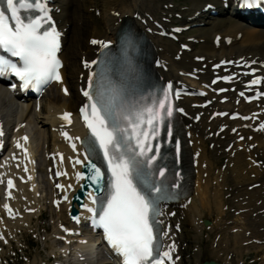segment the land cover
Instances as JSON below:
<instances>
[{
  "label": "snow or ice",
  "instance_id": "1",
  "mask_svg": "<svg viewBox=\"0 0 264 264\" xmlns=\"http://www.w3.org/2000/svg\"><path fill=\"white\" fill-rule=\"evenodd\" d=\"M240 3L251 8L264 5V0ZM60 35L48 0H0V76L15 75L22 88L37 92L52 81H62ZM91 42L101 49L111 44L95 39ZM120 50V57L101 51L96 60L85 62V67L96 65L81 89L86 102L80 112L89 134L83 139L70 137L67 132L63 135L79 141L84 149L83 159L77 157L76 163L85 171L76 176L85 180L82 187L89 189L91 204L82 207L92 214L93 225L103 229L107 243L122 257L123 264H174L175 241L165 243L170 226L163 227L159 218L165 215L166 202L178 200L183 192L184 177L178 167L181 143L172 124L174 111H183L174 109L172 103L171 97H178L179 91L173 90L171 82L163 88L145 89L144 74L134 58L136 40L131 32L121 37ZM260 82L258 78L250 81ZM11 87L15 89L16 85ZM70 116L68 112L62 114L69 124ZM3 135L0 127V137ZM169 145L174 153L168 151ZM17 147H21L19 142ZM72 147L75 149L76 144ZM12 183L9 179L10 187ZM4 207L11 215L9 206Z\"/></svg>",
  "mask_w": 264,
  "mask_h": 264
},
{
  "label": "bare ground",
  "instance_id": "2",
  "mask_svg": "<svg viewBox=\"0 0 264 264\" xmlns=\"http://www.w3.org/2000/svg\"><path fill=\"white\" fill-rule=\"evenodd\" d=\"M159 3L160 0H114L113 3L109 0H104V5L108 10L119 8L117 11H120L122 13L133 11L137 8H142V6H145L146 11L148 12H157L159 10L157 4ZM61 4L63 5V12L61 13V16L65 17L66 19V16L71 13V10L69 9L68 5H65L62 2ZM67 20L71 21V19ZM112 20L113 17L109 13L106 17V30L102 35L103 37H109L110 34L112 35V32L110 33L109 31V29H111ZM243 28H245L246 30H242ZM238 30L243 31V37L241 38V40L236 41L234 44H232L231 47H222V49L220 50H215L214 48H210L207 45H202L201 49L196 53L200 55H207L209 59H212L215 56H218L219 58H221L223 55L232 56L233 54H236L239 57H248L249 55L257 56L260 54L264 55V31L255 27H245L242 23L236 22L233 26L226 29L225 33L235 34ZM71 50L72 52H70V56L73 59L72 66L73 68H75L76 74L78 76L81 68L80 65H77V63L75 62V55H79L80 57L82 55V52L80 50V47L77 48L75 46H73ZM161 50L163 53H169L166 44L161 45ZM182 64L183 63H181L180 65ZM49 94L53 100L46 106V108L44 106V110L46 109V113L43 121L39 122L36 120L35 116L31 115L29 117H26V119H28L29 121V124L34 127L35 125H37V128H33V133L36 135V137L34 135V142L36 144L35 148L37 149V152H39L41 146H44L46 150V145L44 144L46 143L48 138L47 134H45L42 131V128H39L40 126L38 125L41 124L43 127L47 126L48 124H56V119L53 116L54 113L59 112L63 109H73L70 101L71 98L68 99L61 94L55 93L53 90L50 91ZM17 101V98L8 95V93L2 87H0V112L3 113L4 116L9 117L14 109L18 111V114L23 113L22 110L18 108ZM59 102L62 103V105L58 106ZM27 107H30V105L28 104ZM22 116L23 115H18L19 118ZM208 126L213 127V124H204V128L199 131L195 129L192 130L194 143L201 141V145H199V142L195 145L199 164L197 169L199 171H197L196 175V186L192 196V203L188 210L192 211V218L194 219L195 217L200 218L206 213L209 214V209L212 210L213 208L217 209V215L222 216L224 215L223 207L225 205H227L228 210H231L232 208H234V206L239 205L240 207L236 208V210H243V213H241L242 219L240 228H238L235 222H233V224L228 227V229H230L229 247L232 251L235 252L237 248H239L240 243L249 242L254 238L264 239V175H260L257 168H251L250 170H248L249 163L246 161L247 156L243 153H240L236 158L231 159V162L227 167L230 168V171L225 170L222 172L221 168L216 165V161L223 156V154L219 153L221 149H219L218 147H216L213 151L204 149V145L206 143L203 139L204 129ZM218 143L219 142L217 141V144ZM193 149L195 150V148ZM205 163H207V166H205ZM231 163H233V166L231 165ZM216 170H218L217 174L215 172ZM206 174L208 175L205 178ZM252 174L256 175L257 178L255 180L250 178ZM257 182H261L262 186L258 189H252L251 193H249V187ZM228 184L230 185V190L228 192V203H226L223 199V195L225 193L222 191V189L228 186ZM259 193L260 196L258 197V199L254 202L250 201L248 207L242 206L241 204L237 203V200H239V198L241 197H246L249 195L250 199L252 200L253 197ZM259 200L260 204L256 208L255 203H258ZM251 207H253V209H251ZM254 214H256L255 217ZM248 227H252V235L249 238H247L246 236V229ZM236 228L239 229L237 232L234 231V229ZM220 231L225 232L227 231V229H221ZM195 236L197 238L200 237L197 233ZM92 246L94 248V245H91L90 247ZM252 246L257 250L260 249V246L254 244H252Z\"/></svg>",
  "mask_w": 264,
  "mask_h": 264
},
{
  "label": "rangeland",
  "instance_id": "3",
  "mask_svg": "<svg viewBox=\"0 0 264 264\" xmlns=\"http://www.w3.org/2000/svg\"><path fill=\"white\" fill-rule=\"evenodd\" d=\"M78 1H80V0H76L77 3H78ZM109 1L111 2L112 0H109ZM102 5H104V0H97V6L100 7L101 12L103 13L105 6L103 7ZM74 10L77 12L76 18L80 17L81 19H83L85 21V24H86V26L84 28H83V26L80 27L83 29H80L81 30L80 33H82V35H79V41L81 40L83 43H85L88 35H90L93 28H97L100 30L104 29V18L102 16H101V19L95 17L93 14H86L85 16H83V14H81L82 13L81 6H78V5L76 6V8L73 9V11ZM74 15L75 14H73V16ZM228 25L229 24L225 23V22L215 24V25L209 27L208 29H206L205 31H201L200 33L203 34V36L212 35L215 31L226 29ZM75 36H76V34H75V32H73L72 37H74V42H75ZM75 44H76L75 47H77L78 44L77 43H75ZM76 61L78 63L77 59H76ZM185 258L187 259L188 257H185ZM189 262L193 264L194 258L192 257V259L189 260ZM185 264H187V263H185Z\"/></svg>",
  "mask_w": 264,
  "mask_h": 264
}]
</instances>
